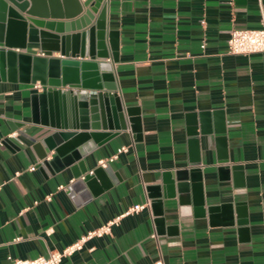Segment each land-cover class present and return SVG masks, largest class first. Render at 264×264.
<instances>
[{"label": "crops", "instance_id": "0c3cea01", "mask_svg": "<svg viewBox=\"0 0 264 264\" xmlns=\"http://www.w3.org/2000/svg\"><path fill=\"white\" fill-rule=\"evenodd\" d=\"M58 3L64 9L63 0ZM102 4L106 30H114L118 42L117 61L110 60L117 95L123 109H136L137 122L133 128L124 115L126 128L84 161L93 169L126 146L110 163L115 183L91 195L72 188L71 166L39 165L32 147L54 129L32 110L30 94L38 92L32 85L39 81L31 82V59L42 54L38 43L28 42L18 50L31 57L27 77L0 74V264H12L7 255L25 259L61 250L144 203L61 264H264V53L227 52L232 28L262 27L264 0ZM192 120L208 128L198 137L202 212L181 204L174 189L168 197L162 183L165 173L187 167ZM221 120L227 177L217 169Z\"/></svg>", "mask_w": 264, "mask_h": 264}, {"label": "water", "instance_id": "95a60500", "mask_svg": "<svg viewBox=\"0 0 264 264\" xmlns=\"http://www.w3.org/2000/svg\"><path fill=\"white\" fill-rule=\"evenodd\" d=\"M63 4L61 9L58 0H48V4L46 0H0V74L14 81L25 79L31 57L18 50L26 49L28 42L38 43L42 56L31 59V82L39 81L43 87L30 94L31 106L39 121L54 130L32 148L41 167L59 171L71 166L72 188H87L96 195L115 183L111 166L89 170L84 157L126 128L124 115L135 128L137 112L132 107L123 109L117 95L112 62L117 61L118 42L116 32L106 30V4L102 0H63ZM53 52L58 56H52ZM207 131L203 123L197 127L190 121L187 167L165 173L162 179L168 197L174 189L181 204L190 203L199 212L203 200L198 137ZM216 133L222 165L217 169L227 177L222 120ZM50 152L53 155L47 159ZM240 168L231 166L234 171Z\"/></svg>", "mask_w": 264, "mask_h": 264}, {"label": "built area", "instance_id": "2783aa9c", "mask_svg": "<svg viewBox=\"0 0 264 264\" xmlns=\"http://www.w3.org/2000/svg\"><path fill=\"white\" fill-rule=\"evenodd\" d=\"M227 52L231 54H253V53H264V22L262 27L256 29L249 28H232L229 32L227 38ZM42 84L40 82H35L32 85V88L41 91ZM126 146H121L118 148L115 154H112L106 158L98 160V165L105 167L108 163H111L115 160L120 152L126 151ZM35 166H30L29 170H34ZM74 178L70 179V182H73ZM64 188L63 185H59L57 189ZM50 194L46 196V200H50ZM147 204H135L132 207L128 208L112 220H109L105 224L95 228L93 230L87 231L85 234L80 236L77 240L71 244L65 246L61 250H50L46 255H39L35 258H16L11 255H7L6 258L12 264H61V261L64 257L71 255L73 252L80 250L84 243L95 236H102L107 234L111 230V226L118 222V220L130 214L133 211H138L143 209ZM151 237H155V234H151ZM19 238H15L17 240ZM152 264H162V260H157Z\"/></svg>", "mask_w": 264, "mask_h": 264}]
</instances>
